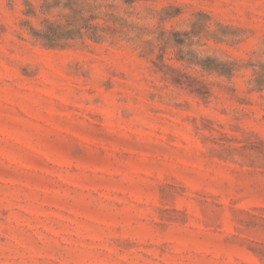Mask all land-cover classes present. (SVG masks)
<instances>
[{
	"label": "rangeland",
	"instance_id": "1",
	"mask_svg": "<svg viewBox=\"0 0 264 264\" xmlns=\"http://www.w3.org/2000/svg\"><path fill=\"white\" fill-rule=\"evenodd\" d=\"M108 2L166 48L47 49L0 0V264H264V0Z\"/></svg>",
	"mask_w": 264,
	"mask_h": 264
},
{
	"label": "trees",
	"instance_id": "2",
	"mask_svg": "<svg viewBox=\"0 0 264 264\" xmlns=\"http://www.w3.org/2000/svg\"><path fill=\"white\" fill-rule=\"evenodd\" d=\"M128 8H133L132 4L138 0H123ZM24 9L19 26L24 29L26 34L35 42L47 49L64 48L71 42L85 43L89 41L93 44L107 43L116 45L120 42L140 41L143 35L148 32L153 37L150 40L141 41L139 48L142 56L153 54L157 47L154 43L164 41V46L158 47L160 51L166 48L167 35L173 34L172 31L163 30L159 23L165 19L172 18L174 15L162 10L159 22L149 28L137 22L129 20L136 16L134 11L128 9L121 11L120 6L109 3L108 0H22ZM151 18L156 17V13L150 12ZM137 18V17H136ZM31 19H38L34 24ZM163 56L160 59L151 61L156 71L170 75L172 83L185 86L192 92H198L204 85L190 79L189 76L180 73L174 68L163 66ZM201 69L208 73H216L226 77H232L237 71L236 62L216 65V60L206 58L205 62L199 63ZM251 68V79L249 81L250 91H264V62L250 63L242 65ZM186 78L187 81H183Z\"/></svg>",
	"mask_w": 264,
	"mask_h": 264
}]
</instances>
